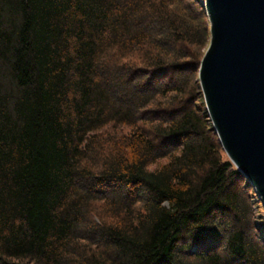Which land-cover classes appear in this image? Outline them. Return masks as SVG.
<instances>
[{"label": "trees", "instance_id": "obj_1", "mask_svg": "<svg viewBox=\"0 0 264 264\" xmlns=\"http://www.w3.org/2000/svg\"><path fill=\"white\" fill-rule=\"evenodd\" d=\"M209 39L199 0H0V264H264Z\"/></svg>", "mask_w": 264, "mask_h": 264}, {"label": "water", "instance_id": "obj_2", "mask_svg": "<svg viewBox=\"0 0 264 264\" xmlns=\"http://www.w3.org/2000/svg\"><path fill=\"white\" fill-rule=\"evenodd\" d=\"M210 25L198 82L222 149L264 211V0H199Z\"/></svg>", "mask_w": 264, "mask_h": 264}, {"label": "rangeland", "instance_id": "obj_3", "mask_svg": "<svg viewBox=\"0 0 264 264\" xmlns=\"http://www.w3.org/2000/svg\"><path fill=\"white\" fill-rule=\"evenodd\" d=\"M208 47V46H207ZM207 49V48H206ZM206 51V50H205ZM205 53V52H204ZM255 200H252V208H253V218L255 219L256 217H261L264 220V211L260 205V203L256 202V204H254ZM257 201V200H256ZM256 239V237H255ZM257 240V239H256Z\"/></svg>", "mask_w": 264, "mask_h": 264}]
</instances>
